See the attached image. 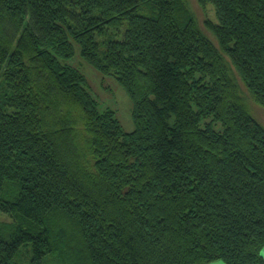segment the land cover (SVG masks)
<instances>
[{"label":"trees","instance_id":"trees-1","mask_svg":"<svg viewBox=\"0 0 264 264\" xmlns=\"http://www.w3.org/2000/svg\"><path fill=\"white\" fill-rule=\"evenodd\" d=\"M195 2L0 0V264H263L264 0Z\"/></svg>","mask_w":264,"mask_h":264},{"label":"rangeland","instance_id":"rangeland-1","mask_svg":"<svg viewBox=\"0 0 264 264\" xmlns=\"http://www.w3.org/2000/svg\"><path fill=\"white\" fill-rule=\"evenodd\" d=\"M190 7L196 15V18L202 23L204 16L216 21L215 10L212 6L206 8V12L202 11L196 4L195 0H189ZM66 63L78 68L89 80V90L98 99L103 100L104 104L115 108L117 117L124 131H133L135 128L132 118V102L126 91L112 77L103 76L99 71L85 62L81 55L78 45L76 46V54L74 57L65 59ZM254 116L264 124V111L261 108L252 107ZM0 220L10 223L11 220L6 215L0 214Z\"/></svg>","mask_w":264,"mask_h":264},{"label":"water","instance_id":"water-1","mask_svg":"<svg viewBox=\"0 0 264 264\" xmlns=\"http://www.w3.org/2000/svg\"><path fill=\"white\" fill-rule=\"evenodd\" d=\"M260 257L262 258L263 260V264H264V247L260 250V253H259ZM209 264H228L226 263L225 261L223 260H217V261H214V262H211Z\"/></svg>","mask_w":264,"mask_h":264}]
</instances>
